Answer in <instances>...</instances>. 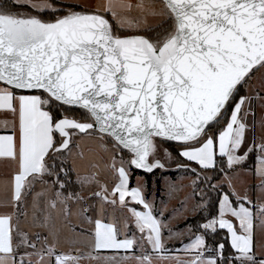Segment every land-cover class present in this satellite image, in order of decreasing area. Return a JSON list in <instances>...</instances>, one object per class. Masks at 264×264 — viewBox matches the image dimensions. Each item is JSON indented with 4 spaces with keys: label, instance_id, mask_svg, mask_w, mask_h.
Wrapping results in <instances>:
<instances>
[{
    "label": "snow or ice",
    "instance_id": "6c2138e0",
    "mask_svg": "<svg viewBox=\"0 0 264 264\" xmlns=\"http://www.w3.org/2000/svg\"><path fill=\"white\" fill-rule=\"evenodd\" d=\"M161 3L162 13L171 22L168 29L157 36H120L118 30L132 27H125L115 11L116 7H133L123 0L119 4L109 0L104 15L78 12L74 10L78 5L58 4L57 0H11V4L0 0V84L5 86L0 89V109L19 113L18 136L0 135V157L18 160L16 202L21 199L27 176L53 174L46 158L52 152L70 151L72 135L77 132L112 138L121 153L127 150L130 154L129 167L148 173L166 168L157 155L158 140L180 143V157L195 162L202 170H219L224 175L225 169H235L258 151L257 174L264 181V143H253L241 153L247 130L245 117L250 111V98L242 89L254 69L264 68V0ZM135 7L143 10V0ZM12 8L53 15L68 11L47 22L39 15L13 13ZM108 15L118 22L117 28ZM12 89L41 90L46 98L21 95L17 109ZM55 104L78 108L86 119L65 116L57 120L45 110ZM221 119L225 127L213 133L212 128ZM57 134L61 137L59 146ZM117 171L119 183L112 192L114 198L108 200L105 195L104 199L115 204L118 197L121 206L128 207L126 198L130 197L147 209H131L140 240L135 234L119 239L115 224L97 220L94 251H111L113 255L88 258L104 260L105 264H129L133 260L136 264H152L153 256L166 258L170 250L163 245V221L154 216L141 189H129L126 168L121 165ZM191 171L199 180L196 169ZM56 183L63 188L58 176ZM209 187L216 190L220 185ZM60 195L56 193L57 198ZM231 195L223 194L218 218L202 227L205 233L227 229L234 253L225 255V245L219 243L212 255H206V236L198 235L182 248L191 258L177 259L176 264H264V256L256 255L253 234L254 220L264 219V205L245 197L234 207ZM55 205L52 201L51 206ZM229 216L239 221V229ZM10 219L0 217V264H31L26 257L32 253H21L20 248L35 250L36 244L22 234L20 244L14 247L11 227H5ZM40 239L37 235L36 240ZM43 239L45 247L37 254H46L50 264H79L84 258L57 253L47 238Z\"/></svg>",
    "mask_w": 264,
    "mask_h": 264
},
{
    "label": "rangeland",
    "instance_id": "374dc122",
    "mask_svg": "<svg viewBox=\"0 0 264 264\" xmlns=\"http://www.w3.org/2000/svg\"><path fill=\"white\" fill-rule=\"evenodd\" d=\"M58 2L73 6L78 5L87 10L96 9L106 12L109 0H57ZM112 2L119 4L121 0H112ZM123 2L133 5L131 9L125 8L129 12L124 10L118 15L123 20L125 27L131 24L130 30L137 31L154 26V24L144 25L147 18L157 15V6L153 2L143 0V10L135 7L140 0ZM164 25L147 32H154ZM256 91L264 92V68H261L242 90V93L250 98V111L245 117L247 130L241 153L253 143L259 145L264 141L262 136L255 134L254 96ZM65 157L72 164V170L76 175V181L80 188L77 195L72 196L71 192H65L64 183L60 179L63 188H60L59 184L56 183L54 176H48L46 182L36 184L30 195L23 202L20 201V216L15 227V242L17 247L20 244V236L27 234L36 244L35 250L20 248L21 253L24 251L32 253L30 257H26V259H30L31 264H50L46 254L42 256L37 254L45 247L43 239L45 237L48 245L53 246L57 253L84 257L80 259L79 264H105L104 260L98 261L95 258H88L97 255L101 257L113 255L111 251H94L95 221L97 220L106 224H115L119 239L135 234L138 241L140 240L141 234L135 227L131 209L135 208L138 211H147V209L132 201L130 197L126 198L128 207L121 206L118 197H116L117 202L115 204L107 203L104 199L105 195H107L108 200L114 198L112 192L119 183L117 169L121 165L129 173V189H141L144 199L151 205L154 216L163 221V245L170 252L165 254L166 258L163 259L153 256L152 264H176L177 259L187 260L191 258L182 251L183 246L194 240L196 236L205 235V232L194 231L192 224L187 221L197 216L205 208V204H209L210 195H212V193H208V197L204 199L198 197L197 192L202 183L197 184L196 176L192 172L180 171L164 175L155 173L148 179L146 176L133 172L128 165V156L122 155L111 144L92 135L74 134L73 145ZM64 172H59L60 176ZM131 181L133 187H130ZM248 183H252L250 172L233 170L213 184L220 185L215 192L223 185H227L234 195L238 193V196L235 195L238 204L240 198L248 197L246 194ZM57 192L61 193L59 198L56 196ZM223 194H221L220 200ZM52 201L56 202L55 207L51 206ZM231 203L232 206L237 207L232 200ZM228 218L239 229V221L235 217L229 216ZM255 220L257 221L259 218L257 217ZM257 232L255 237L256 255L264 256V229L260 231L258 228ZM37 235L41 238L39 241L36 240ZM228 235L231 242V235L229 233ZM140 242L143 243V241ZM145 247L148 246L145 244ZM215 248L212 244L208 245L206 255H212ZM137 255H139V250ZM169 255L171 258H167ZM129 264H136V261H130Z\"/></svg>",
    "mask_w": 264,
    "mask_h": 264
},
{
    "label": "water",
    "instance_id": "95a60500",
    "mask_svg": "<svg viewBox=\"0 0 264 264\" xmlns=\"http://www.w3.org/2000/svg\"><path fill=\"white\" fill-rule=\"evenodd\" d=\"M123 1H126V0H123ZM150 1L153 2L157 6V9H156L157 15L154 16V17H151V18H147V20L144 21L145 24L144 23L143 24L144 25H146V24H154V26H151V28H149V30H151V29H156V28L160 27L163 24L171 23L169 21L168 17L162 13L163 4L161 3V0H150ZM34 2L39 3V2H41V0H34ZM49 2H51V0H49ZM74 10L75 11H78V12L99 13L101 15H104L105 14L104 11H102V10H96V9L87 10V9H83V8H77V9L74 8ZM124 10H126V9L125 8H121V7L115 9L117 15H119ZM67 11H68V9H65V12H62V14H60L58 16H63ZM126 11L129 12V10H126ZM16 12H19L21 15H24V16L29 15V14H31V15L40 14V13H37L36 14V12H30V11H16ZM16 12H13V13H16ZM44 13H47V12H44ZM130 13H131V11H130ZM58 16L55 17L52 20H44L41 17H39V18L42 19V20H44V21H47V22H53L56 18H58ZM107 18L110 21H113V27L116 28L117 25H118V22L116 20H114L113 16L112 15H108ZM125 32H128V33L127 34H123V35H120L118 33L117 34L120 35V36L146 35V32L147 31H144V30H137V31L127 30ZM260 69L261 68L254 69L253 72L250 74V79L254 75H256L257 72ZM0 85L4 86L3 84H0ZM12 90L13 91L20 92V93H25V94L42 93L44 95V97L46 98V94L43 93L41 90H35V91L16 90V89H12ZM53 106L62 107L64 109H69V110H79V111L83 112L82 110H80L78 108L61 106L59 104H55ZM48 107H50V106H48ZM47 110H49L51 112V110L49 108ZM65 116L68 117V118H74V117L67 116V115H65ZM65 116H63V117H65ZM63 117H61V118H63ZM61 118H59V119H61ZM59 119H57V120H59ZM74 119H76V118H74ZM76 120H80V119H76ZM80 121H83V120H80ZM220 122L225 127V121H224V119H221ZM212 132L213 133H218L217 131H212ZM74 134H78V135H92L94 137H97V138L101 139L99 137V135L98 134H95V133H92V134H81V133H78L77 132V133H74ZM73 135H72V144H71V147L73 145ZM57 137H58L57 146H59V141L61 140V137L59 136V134H57ZM101 140H103L104 142H107V143L111 144L114 148H116L115 147V142H114V140L112 138H110V137H104ZM157 144H158V147H159V151H158L157 155L165 162L166 168L163 169V170L162 169H156L152 173H148V172H146L145 170H142V169L132 168L133 170H135V171H137V172H139L141 174L147 175V176H151V175H153L155 173H159L160 175H164V174H170V173H177V172H180V171H189V172H192L196 176V182H197V184H201V180L202 179H205V177H208L209 178V179H205V180L208 181V184L207 185H202L200 187V189L198 190V192H197L198 197L204 199V198L208 197L209 194H211V193H213L215 191L211 187H209V185L214 182V175H215L214 170H211V169H209V170H202V169L199 168V166L197 164H193L192 162L187 161L185 158L184 159L187 161V163H185V164H175L174 157H173V159H170L168 145L173 146L174 149L179 153L181 151V144L178 143V142H168V141H164V140H158L157 141ZM117 150L119 151V149H117ZM67 152L68 151H64L63 153H55V152H52L50 154V156L46 158L48 160L49 165H52L53 166L52 167L53 174L51 176H54L55 181L57 180V176H60V173H57L56 172V170H57V168H58L59 165H64V166H66L67 169H69V166H67L66 161H65V156H66ZM122 153L126 154L128 156V160H129L130 154L127 152V150H125ZM178 165H187V167H178ZM191 169H196L197 173H199V180L197 179L196 173H194L193 171H191ZM48 176L49 175H45L43 177L31 176V178L28 181V186H27L26 192H25V194H24V196H23V198H22L21 201L23 202L30 195V193L32 192V190L36 186V184L46 182Z\"/></svg>",
    "mask_w": 264,
    "mask_h": 264
},
{
    "label": "crops",
    "instance_id": "0c3cea01",
    "mask_svg": "<svg viewBox=\"0 0 264 264\" xmlns=\"http://www.w3.org/2000/svg\"><path fill=\"white\" fill-rule=\"evenodd\" d=\"M2 88H4V86L0 85V89ZM14 94L17 97V100L15 101V106L17 109L19 106V100H18L19 96L39 95V94H25V93H14ZM41 97L45 98L43 96ZM261 97H264V92L256 91L255 96H254V99H255V131H256L255 134L256 135L259 134L260 136L264 138V100H262ZM48 108L46 107L45 110H47ZM13 134H15L16 136H18L19 134L18 110L14 112L11 109H6V108L0 109V135L7 136V135H13ZM262 143H264V141ZM259 155L260 153L258 152L256 163L253 169H239V170H246L252 174V183H248V190L246 192L248 196L247 199L252 201L254 204L264 205V187H261V184L264 183V181H262V178L257 174V171L260 166L259 161H258ZM71 168H72V164H71ZM18 172H19V163L17 159H14L12 157H0V217L7 216L11 218L9 225H5V227L6 228H8L9 226L11 227L14 247H16L15 227H16V223L18 222V219L20 216L19 214L20 213L19 212L20 201L22 200L26 192L28 181L31 178V176H27L26 179L23 181L21 199L19 202H16L13 199L14 187H15L14 177L18 174ZM235 204L238 207L237 202ZM254 224L255 226H254L253 234H254V241H255V237L259 232V231L257 232L258 228L260 231L264 229V219L259 218V220L257 221L255 220ZM255 252H256V244H255ZM258 257H261V256H258Z\"/></svg>",
    "mask_w": 264,
    "mask_h": 264
},
{
    "label": "trees",
    "instance_id": "16d2710c",
    "mask_svg": "<svg viewBox=\"0 0 264 264\" xmlns=\"http://www.w3.org/2000/svg\"><path fill=\"white\" fill-rule=\"evenodd\" d=\"M8 4H11V0H7ZM59 3V2H58ZM16 8H12V11L15 10ZM15 12V11H13ZM170 26V23L165 24L164 26H162L161 28H159L158 30L154 31L156 34L159 33H163L165 31V29H168ZM153 32V34H154ZM243 90V89H242ZM13 91V90H12ZM14 93H20L17 91H13ZM34 94H39L41 96L44 97V95L42 93H34ZM54 106H50L49 109L51 110ZM66 113H68L70 116H76V113L78 114H83L85 116L86 119V115L79 111V110H69V109H65ZM52 112V110H51ZM53 114V113H52ZM75 114V115H74ZM55 116L56 119L61 118V115L58 113H54L53 114ZM76 118V117H74ZM56 143H58V137L56 135ZM122 155L127 156L126 154L122 153ZM257 155H258V151L251 153L247 160L241 164L240 166L236 167L233 170H239V169H253L254 165L256 163V159H257ZM221 158L218 157V160H220ZM65 161L67 166H69V169L66 168V166L64 165H59L56 172H60L61 173V167H64V169L66 170L64 173H62V175L59 177L60 181L64 183V190L65 192H71L72 196H75L78 194L79 192V185L76 181V175L73 172L72 168H71V164L70 162L67 160V157H65ZM222 162V161H221ZM132 169V168H131ZM133 170V169H132ZM233 170H228L225 169L226 173H230ZM134 173L139 174V175H143L146 176L148 179H150V176L141 174L135 170H133ZM189 172V171H188ZM215 172V179L214 181H217L219 179H221V177L224 175L222 174L219 170H214ZM130 187H133V182L131 181ZM222 193H230L232 194V192L229 190V188L226 185H223L217 192L212 193V195H210L211 199L209 201V204L207 205V207H205L202 211L199 212V214L193 218H190L187 222L192 224L194 231L197 232H205V230L203 229L202 225L208 221H210L213 218H218V210H219V200H220V196ZM231 200L233 201V203L235 204L237 202L235 196L232 194L231 195ZM206 239H207V244L208 245H213L216 247L217 244L219 243H223L225 245V255H232L234 253V250L231 248V243H230V239H229V235L228 232L224 229H219L217 228L215 233H212L210 230L205 233Z\"/></svg>",
    "mask_w": 264,
    "mask_h": 264
},
{
    "label": "flooded vegetation",
    "instance_id": "af4514ba",
    "mask_svg": "<svg viewBox=\"0 0 264 264\" xmlns=\"http://www.w3.org/2000/svg\"><path fill=\"white\" fill-rule=\"evenodd\" d=\"M77 8H80V7H75V9H77ZM13 11H30V12H32L31 11V9H29V8H19V9H15V10H13ZM37 14V13H36ZM60 14H62V12H60V13H57L56 15H53L52 14V12H47V13H42V14H37V15H39V17H41L42 19H44V20H52V19H54L55 17H57L58 15H60ZM117 33L118 34H120V35H123V34H127L128 32H120V31H117ZM161 33H159V34H156L155 32H154V34H153V32H146V35H148V36H157V35H160ZM52 113L54 114V113H58V114H60L61 115V117H63V116H65V115H69L68 113H66L65 111V109L64 108H62V107H56V106H54L52 109ZM75 115V114H74ZM73 117H76V119H80V120H85V116L83 115V114H78V113H76V116H73ZM225 121V120H224ZM223 128H224V126L221 124V122H219L218 124H216L213 128H212V131H217V132H219V131H221V130H223ZM168 148H169V155H170V159H173V157H174V159H175V164H185V163H187V161L183 158V157H180L179 155H178V152L174 149V147L173 146H171V145H168ZM193 164H196L195 162H192ZM159 174V173H158ZM214 179H215V175H214ZM215 182V181H214ZM213 182V183H214ZM201 183H202V185H207L208 184V181L207 180H205V179H202L201 180ZM212 183V184H213ZM215 192V191H214ZM213 192V193H214Z\"/></svg>",
    "mask_w": 264,
    "mask_h": 264
}]
</instances>
